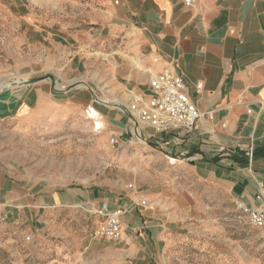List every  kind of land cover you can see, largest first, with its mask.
<instances>
[{
	"label": "crops",
	"instance_id": "1",
	"mask_svg": "<svg viewBox=\"0 0 264 264\" xmlns=\"http://www.w3.org/2000/svg\"><path fill=\"white\" fill-rule=\"evenodd\" d=\"M64 3L9 2L26 13L14 19L17 38L8 36L48 58L55 48L63 51L67 39L86 51V46L103 44L111 60L119 45L120 63L106 62L104 69L111 79V101L97 100L121 108L91 105L97 119L103 116L118 128L116 134L135 140L159 172L167 164L171 174L182 172L225 189L238 209L259 207L258 197H264V0H192L191 5L182 0H73V31H66ZM165 71L184 77L199 111L212 116H204L192 130L160 133L140 125L139 136L124 109L139 95L148 100L151 80ZM134 194L114 184L64 190L0 155V232L31 227L52 208L81 207L93 214L124 209L123 259L156 264L177 218L193 213L195 205L170 188L149 196L158 202L151 211L139 207Z\"/></svg>",
	"mask_w": 264,
	"mask_h": 264
},
{
	"label": "rangeland",
	"instance_id": "2",
	"mask_svg": "<svg viewBox=\"0 0 264 264\" xmlns=\"http://www.w3.org/2000/svg\"><path fill=\"white\" fill-rule=\"evenodd\" d=\"M16 1L0 4L2 159L64 190L114 184L148 200L170 188L187 196L195 209L177 218L156 264H264L263 231L251 225L225 189L203 185L182 172L171 174L167 164L159 172L135 140L116 134L118 128L105 119L96 120L103 123L96 130L88 116L97 118L89 111L95 109L91 105L121 108L97 100L111 101L105 63H120L121 47H114L111 60L103 44L86 46V51L67 39L63 51L55 48L52 58L42 57L41 51L31 52L28 43L8 36L17 38L20 28L14 19L26 13L8 4ZM72 1L64 3L66 31H73ZM25 80L34 83L25 86ZM157 203L152 202L155 208ZM103 222L81 207L49 209L31 227L0 232V264H129L123 244L97 237Z\"/></svg>",
	"mask_w": 264,
	"mask_h": 264
},
{
	"label": "built area",
	"instance_id": "3",
	"mask_svg": "<svg viewBox=\"0 0 264 264\" xmlns=\"http://www.w3.org/2000/svg\"><path fill=\"white\" fill-rule=\"evenodd\" d=\"M182 1L187 5L192 4V0ZM150 87L151 96L148 100L139 95L124 109L130 115L139 136L141 135L140 125L148 126L160 133L170 129L192 130L204 116H212V112L205 114L199 111L187 93V83L184 77L180 75L169 71L162 72L151 80ZM200 88L201 85L198 86V89ZM88 116L92 121L99 120L103 122L104 120L103 116L100 119L91 118L89 113ZM94 125L97 131L103 129L98 128L95 122ZM258 200L262 203L257 208L239 209L247 213L251 225L259 228L264 233V197L259 196ZM138 206L151 211L156 209L152 202L145 197L139 198ZM95 215L104 219L103 224L97 231V237L116 241L123 239V222L126 215L124 209L109 211L103 208L96 211Z\"/></svg>",
	"mask_w": 264,
	"mask_h": 264
},
{
	"label": "bare ground",
	"instance_id": "4",
	"mask_svg": "<svg viewBox=\"0 0 264 264\" xmlns=\"http://www.w3.org/2000/svg\"><path fill=\"white\" fill-rule=\"evenodd\" d=\"M22 84H24L25 86H27V85H31V84H33V82L30 80V81H22ZM128 107V106H127ZM94 116V115H93ZM93 116H90L91 118H95V117H93ZM98 121V120H97ZM95 123H96V120L94 121ZM97 124V126H98V128H102L103 127V123H101V122H98V123H96Z\"/></svg>",
	"mask_w": 264,
	"mask_h": 264
},
{
	"label": "water",
	"instance_id": "5",
	"mask_svg": "<svg viewBox=\"0 0 264 264\" xmlns=\"http://www.w3.org/2000/svg\"><path fill=\"white\" fill-rule=\"evenodd\" d=\"M34 83V81H32Z\"/></svg>",
	"mask_w": 264,
	"mask_h": 264
}]
</instances>
